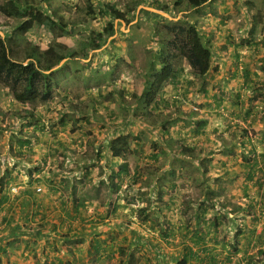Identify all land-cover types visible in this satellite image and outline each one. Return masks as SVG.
I'll list each match as a JSON object with an SVG mask.
<instances>
[{"label": "rangeland", "instance_id": "obj_1", "mask_svg": "<svg viewBox=\"0 0 264 264\" xmlns=\"http://www.w3.org/2000/svg\"><path fill=\"white\" fill-rule=\"evenodd\" d=\"M29 3L57 25L22 32ZM180 26L210 70L178 57L147 97ZM0 38L52 88L24 104L0 84L1 241L29 238L34 264H138L146 246L168 264H264V0H0Z\"/></svg>", "mask_w": 264, "mask_h": 264}, {"label": "trees", "instance_id": "obj_2", "mask_svg": "<svg viewBox=\"0 0 264 264\" xmlns=\"http://www.w3.org/2000/svg\"><path fill=\"white\" fill-rule=\"evenodd\" d=\"M208 1L188 0L192 8H199ZM28 6L30 13L27 11L25 13H28L29 18L20 27L22 32L27 33L35 25H57L51 16L45 15L38 10L36 4L29 3ZM101 13L103 12L101 11ZM111 24H109V27H111ZM170 31L171 40L167 43L168 52H166L165 57L159 63L161 70L155 75L152 91L148 93L147 97H152L155 93H158L165 83L172 78L175 71L172 62L178 57L184 58L198 77L205 76L210 70L212 62L211 51L201 41L195 26L174 27ZM83 45L87 47L86 44L83 43ZM76 51V48H70L67 50L66 55L71 56ZM55 53L54 48H50L46 52L47 57H51ZM30 58L32 57L28 59ZM61 59V56H58L56 60L48 58L47 61L49 63L44 70L50 71ZM39 66V60L37 64H25L24 61L14 59L8 52L6 40L0 38V84L9 88L16 101L27 104L38 100L50 99L52 88ZM111 145L113 156L120 157L128 152L131 143L128 137L120 136L113 140ZM179 264H187V262L182 259Z\"/></svg>", "mask_w": 264, "mask_h": 264}, {"label": "crops", "instance_id": "obj_3", "mask_svg": "<svg viewBox=\"0 0 264 264\" xmlns=\"http://www.w3.org/2000/svg\"><path fill=\"white\" fill-rule=\"evenodd\" d=\"M11 237L8 238V240L6 238V240H2L0 239V255H4V260L1 259L0 256V264H2V262L4 264H34L32 258L34 259L33 253L30 252V239H26V243L24 246V250L21 249L19 251V249L12 248L13 246V240L14 237H16L17 234H10ZM23 246V244H21V247ZM28 246V247H27ZM43 244H41V248L42 249ZM149 249H151V251H149ZM25 252V253H24ZM141 260H139L138 264H168V263H164L160 260V256L157 255V253H155L154 248H152L151 246H146L145 247V252L141 254ZM24 256V257H23ZM25 257H29L28 259ZM182 259H187V257L182 256ZM43 260V264H56L53 262V259L48 260V258H42ZM189 264V262L187 263ZM201 264H208V261L205 263H201Z\"/></svg>", "mask_w": 264, "mask_h": 264}, {"label": "built area", "instance_id": "obj_4", "mask_svg": "<svg viewBox=\"0 0 264 264\" xmlns=\"http://www.w3.org/2000/svg\"><path fill=\"white\" fill-rule=\"evenodd\" d=\"M232 263V262H231ZM231 263H227V264H231ZM233 264V263H232Z\"/></svg>", "mask_w": 264, "mask_h": 264}]
</instances>
